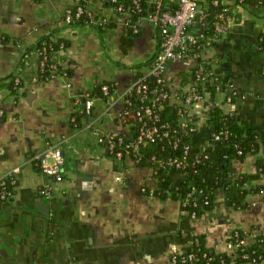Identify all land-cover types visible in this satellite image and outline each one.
Masks as SVG:
<instances>
[{
    "label": "crops",
    "instance_id": "1",
    "mask_svg": "<svg viewBox=\"0 0 264 264\" xmlns=\"http://www.w3.org/2000/svg\"><path fill=\"white\" fill-rule=\"evenodd\" d=\"M87 1L96 17L105 18L102 26L68 22L74 0H0V176L20 166L13 195L0 199V264H172L173 253L197 236L213 252L228 253L234 231L264 233V190L249 192L247 206L236 208L217 187L216 205L194 217L180 200L143 191L158 185L152 166L129 156L118 162L99 143V133L133 134L132 121L123 118V93L159 49V36L147 21L124 44L121 14L105 0ZM222 2L231 11L228 29L198 56L169 63V102L183 103L191 69L202 61L223 88L207 89L187 106L197 125L206 128L210 110L220 107L237 112L242 125L264 129V10L254 0ZM205 26L195 22L190 30L200 33ZM45 34L65 42L51 56L58 72L44 79L32 46ZM18 73L22 81L14 90ZM108 80L114 91L95 95L92 112L74 122L77 95ZM48 145L63 150L61 180L41 168ZM258 159L264 160V144L232 158L230 169L255 172ZM257 181L264 185V171ZM46 185L51 197L40 192Z\"/></svg>",
    "mask_w": 264,
    "mask_h": 264
},
{
    "label": "trees",
    "instance_id": "2",
    "mask_svg": "<svg viewBox=\"0 0 264 264\" xmlns=\"http://www.w3.org/2000/svg\"><path fill=\"white\" fill-rule=\"evenodd\" d=\"M251 1L243 0L241 2L246 4ZM254 1L259 8L264 10V0ZM106 2L113 6L116 5L110 1ZM118 2H122L125 7L131 5V0H118ZM83 4L88 6V1L83 0ZM225 7H227L226 11ZM144 12L145 10L142 12L132 11L131 19L136 20ZM206 12L205 33L207 34L214 33L216 21H224L220 15L221 12L231 13L229 5L223 3L222 0L218 5H210ZM73 21L92 23V20L84 14L76 17ZM125 25L127 35L123 37V43L128 44L133 36L139 34L140 31L135 32L132 23ZM261 41L264 49V37ZM62 42H65L63 38L52 39L50 34H45L32 47L41 48L47 45L48 53L52 56L54 50L61 47ZM32 47L28 48L27 52ZM47 73L48 70L40 77L45 79ZM106 82L112 81L96 84L91 91L92 94L103 95L102 84ZM220 84L223 86L222 82ZM11 85L14 90L17 88L13 81ZM150 85L154 87L155 80H150ZM210 88L215 89V86ZM158 113L159 117L156 120L159 126L158 137L153 141L140 143L138 148L134 149L133 146L126 147V144L135 139L139 122L134 114L123 112V118L130 119L133 124V134L125 135V148H123L138 165H150L154 168L158 185L153 190V194L163 198L178 199L181 201L183 209L194 214V217H200L216 205L215 189L217 187L224 189L226 202L236 208L247 206L246 196L249 192L264 190V185L257 181L261 172L264 171V160L258 159V168L255 172L236 174L230 169L232 158L243 159L249 152H257L260 145L264 144V129L244 126L240 123L237 112L226 113L220 107L210 110L206 128L197 125L196 120L188 114L186 107L170 103L169 100L165 101L163 106L158 109ZM76 114L78 123L82 113L77 111ZM183 117H186L189 122L184 127L181 125ZM222 129H226L228 135L215 139V134ZM186 146H188V151L184 153ZM177 156H186L183 165L178 166L170 160ZM240 233L242 238L245 232L240 231ZM190 252H194L198 260L189 264H221L223 260L227 264H250L253 260L255 263H260L264 259V233L255 235L248 245H241L235 256H230L227 252H213L206 246L204 236H197L190 245L184 248L186 255ZM244 254L248 256L244 257Z\"/></svg>",
    "mask_w": 264,
    "mask_h": 264
},
{
    "label": "built area",
    "instance_id": "3",
    "mask_svg": "<svg viewBox=\"0 0 264 264\" xmlns=\"http://www.w3.org/2000/svg\"><path fill=\"white\" fill-rule=\"evenodd\" d=\"M73 7L67 9L66 20L73 21L76 17L84 14L92 20V22L103 23L105 18L96 17L89 7L83 4V0H74ZM115 3L114 8L121 14L125 24L132 23L134 31H139L145 22H151L158 30L159 49L149 61L144 72L130 85L127 86L123 93L125 101L126 113L134 114L139 122V129L135 139L130 140L127 146H133L137 149L140 143L155 140L159 135V126L157 118L159 117L158 109L163 106L165 101L170 98V91L167 82V68L169 63L189 58L190 56H198L203 46L209 45L221 33L228 29L231 13L221 12L220 15L224 21H216L214 25V33L207 34L205 29L200 33H194L190 30V26L195 22L205 23L207 15L206 10L210 5H218L220 0H175L174 3L169 0H131V5L125 7L118 0H105ZM243 1V0H239ZM118 2V3H116ZM146 3V4H143ZM136 20L131 19V12H142ZM227 7H225V11ZM206 25V24H205ZM206 27V26H205ZM39 55V74H44L47 70V77L58 72L59 64L48 53L47 45L35 48ZM192 82L183 92V105H188L203 99L205 91L215 86L221 89L222 80L216 74L213 68L207 66L204 62H196L192 69ZM14 84L17 87L22 78L20 74L14 75ZM155 80L156 85L152 87L150 80ZM114 83L106 82L102 84V93L108 96L114 91ZM228 100H232L233 95L228 94ZM95 95L91 91L77 95L76 102L79 103V112L91 113L95 103ZM72 120L76 122V117L72 116ZM188 119L183 117L181 125L184 127L188 124ZM223 135H228L226 129L220 130L215 134V139H220ZM125 135L118 132H105L98 134V141L104 149L112 155L118 162L127 157V151L124 149ZM124 147V148H123ZM188 151L185 147L184 153ZM186 156L170 158L178 166L183 165ZM65 157L61 147L48 145L45 150V156L41 160V168L46 173L55 175L56 179L61 180L60 165L64 162ZM154 170V168H153ZM20 166L16 165L11 170L0 176V199L6 200L14 193L17 181V173ZM146 193H153V190L147 186L142 187ZM150 192H149V190ZM40 192L46 197H51L53 191L49 185L40 187ZM194 216V214H193ZM255 237L254 234L245 233L241 238L240 230H236L228 241V255L235 256L241 245L246 246ZM235 240V241H234ZM247 257V254L243 255ZM198 260L194 252L187 255L184 249L177 250L171 258L172 264H189ZM233 262V261H232ZM255 264V260L251 262ZM221 264H227L222 261Z\"/></svg>",
    "mask_w": 264,
    "mask_h": 264
}]
</instances>
